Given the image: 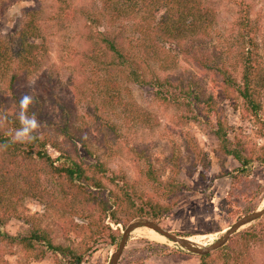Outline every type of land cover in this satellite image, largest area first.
<instances>
[{"label": "rangeland", "instance_id": "rangeland-1", "mask_svg": "<svg viewBox=\"0 0 264 264\" xmlns=\"http://www.w3.org/2000/svg\"><path fill=\"white\" fill-rule=\"evenodd\" d=\"M69 1L92 12L103 9L102 22H97L100 25L93 28L94 34L96 30L118 34L127 48L140 35L133 19L111 21L105 14L102 0ZM203 1L215 10L211 35L195 42L193 47L183 43L184 48L192 47L193 54L206 62L219 58L233 64L240 50L241 30L247 31L248 27L253 31L254 48L258 52L253 62L264 68V0ZM58 6V0H0V40L8 47V54L0 56V117H7L0 119V131L9 135L19 128L14 119L19 101L23 95L32 94L35 102L28 114H36L41 125L38 135L46 138L47 153L56 160L55 164H60V156L71 155L84 164L103 163L108 169L102 177V187L88 188L93 193L88 201L82 192L65 193L64 182L50 171L49 162L44 158L36 155L30 158L25 153L14 157L8 164L17 179L24 184L31 174L32 180L36 179L57 201L48 207L49 196L37 198L23 193L8 209L10 218L3 225L4 230L11 235H24L35 223L48 229L55 243L69 245L79 252L91 246L81 264H110L127 226L137 218H147L129 217L124 209H118L112 217L98 198L104 197L113 203V190L121 192V188L129 186L130 190L146 197L152 196L163 203L173 202L170 213L155 222L173 234L189 237L199 246L214 243L240 218L264 207V162L260 161L264 146V89L258 97L261 108L257 115L251 112L244 115L243 98L238 97V91H229V97L225 95L228 82H223L222 76L199 65L192 55L183 52L179 43L167 41L160 34L152 35L165 47L170 67L163 69L150 60L151 65L143 67V73L147 78L155 74L163 78L168 75L204 98L213 96L229 139L236 144L237 139H241L245 146L241 144L243 153L252 162L250 172L240 174L239 161L219 151V138L215 134L218 113L215 111L208 113L201 109L196 111L199 118L186 117L188 114L184 115L177 106L163 104L155 94L156 86L127 80L120 71L112 75L117 86V95H113L118 99V94H122L124 103L112 107L110 101L114 96L109 95L113 91L103 86L111 69L93 61L89 39L92 35L88 36L86 17L80 16L66 29H60L52 18ZM30 10L38 12L43 32L41 38L34 40L45 46L31 70L30 64L25 67L19 64L15 42L10 38L19 33ZM163 12L164 8L157 20ZM246 21L249 25H243ZM262 71L259 70V74ZM230 78L232 85H242V71H234ZM235 78L237 82H233ZM31 79L37 80L32 87L28 84ZM203 156H206V163ZM174 157L178 161L180 187L168 198L145 171L152 166L161 180L169 181L174 172ZM236 175L238 177L232 181ZM73 199L77 204L76 212L61 206L64 200ZM72 222L89 225V228L76 232L71 229ZM92 229L96 230V237ZM246 231L263 234L264 215L241 226L227 245L244 246ZM263 243L252 244L247 253L249 257L242 259L241 264H263ZM223 252L218 249L203 258L204 255L154 235L142 226L130 233L117 264H229ZM69 259L73 262L75 258L68 256ZM61 261L50 253L36 258L31 251L0 240V264H62Z\"/></svg>", "mask_w": 264, "mask_h": 264}, {"label": "trees", "instance_id": "trees-1", "mask_svg": "<svg viewBox=\"0 0 264 264\" xmlns=\"http://www.w3.org/2000/svg\"><path fill=\"white\" fill-rule=\"evenodd\" d=\"M58 1V11L54 13L52 18L56 20L60 29H66L80 16L86 17L89 29L88 36L92 35L89 36V39L92 43L91 53L94 57L93 61L100 67H106L107 70L108 68L111 69L107 77L104 78L105 82L103 84L107 91H113L109 96H114L113 94L117 90L116 81L112 75L114 72L120 71L123 74L122 77L127 80L134 81L140 85L156 86L155 94L163 104H166L167 107L177 106V109H180L184 115L188 114L185 115L186 117L199 118L196 111L201 109L208 113L215 111L218 113V129L215 130V134L219 138V151L224 155H232L239 161L240 174H248L250 172L252 162L241 148V144L242 147H245L244 142L238 138V143L236 144L229 139L228 131L224 129V120L221 119V112L217 109L218 105L213 96L204 98L194 92V90H191L190 87L185 89L182 83L179 81L176 83L168 75L163 78L155 74L147 78L143 73V67L151 65L150 60L158 63L163 69L167 70L170 67V60L168 61V56L165 55L167 52L165 47L157 43L154 37L152 38L154 33L160 34L165 39H168L167 41L179 43L183 52L192 55L193 60L203 68L214 71L220 77L222 76L223 82H228L225 90L226 96H231V91H238V97L243 98L244 115H250V112L257 115L261 108V102L258 97L264 89V68L253 62L258 56V52L254 48L256 41L250 28L247 27V31L243 30L245 28L241 30L240 50L236 56L235 63H224L218 58L217 60H208V62L215 63L211 66L212 64L206 62L202 57L193 54L191 49L195 42L211 35L215 20V10L203 0H102L105 14L109 15L111 21L116 22L121 18L133 19V25L139 29V37H136V41L130 43L128 48L122 44L118 34L101 30H96L95 34L93 33V28H98L100 25L97 22H102L103 13L101 11L103 9L101 11L96 9L92 12L89 8L78 7L69 0ZM162 8H164V12L157 20ZM32 11L30 10L26 13V20L19 28V33L14 35L15 37H10L15 42L14 50L19 64L21 67L29 66L30 64V70L35 65V60L39 59L40 50L45 47L44 43L41 44L34 40L41 38L43 32H41V22L37 16L38 12ZM247 21L243 25L248 24ZM151 26L152 28H150ZM183 43L184 45L189 43L192 47L184 48ZM7 49V43L0 40V56L5 57L8 54ZM85 56L87 57V55ZM241 61H244L242 66H240ZM259 70H263L262 73L259 74ZM231 71L232 73L234 71H242V85L239 87L231 84ZM233 82H237L236 78ZM118 96V99L114 96V99L110 101L114 108L124 103L122 94H118ZM32 110L30 107V111ZM14 119L16 126L20 127L17 116ZM47 144L46 138L39 135L32 143H11L10 136L0 131V162L2 167L0 169V211H3V214H0V240L19 245L27 252L30 253L31 251L36 258H42L50 253L62 260V264H81L84 260V255L88 253L91 246L79 252L69 245L55 243L51 232L35 223H33L31 231L24 235H11L3 229V225L10 218L8 214L10 210L8 209L13 204L14 199L19 201L23 193L37 198L49 196L47 198L48 207H51L54 203L56 204L57 201L55 195L48 194L45 189H42L41 184L35 178L34 181L32 180L31 174L30 180H26L24 184L17 179L15 171L8 163H11L14 157L22 153L30 155V158L36 155L49 162L50 171L64 182L62 188L65 193H70L72 190H74V194L82 192L85 195V199L87 198L90 201L89 199L93 198V193L88 188L90 189L92 186L102 187L104 185L102 177L106 175L108 168L103 163L88 165L68 155L60 156V164L57 165L55 164L56 160L52 159L47 153ZM4 145H7V147H3ZM176 158L174 157L173 176L169 181L161 180L156 173V169L152 168V166L145 171L147 177L168 198L177 193L180 187L177 181L179 170ZM202 160L206 163V156H203ZM260 161L264 162V146ZM237 177V175L234 176L232 181H235ZM175 182H178V184L176 185ZM112 194L113 203H110V200L104 197L98 198L103 209L110 210L112 217L116 216L118 209H124L129 217L145 216L157 221L162 216L170 213L173 205L171 201L163 203L152 196L146 197L143 193L130 190L129 186L121 188V192L113 190ZM62 203L61 206L63 208L67 206L71 212L77 211V204L74 199L64 200ZM112 206H115V209L112 210ZM14 210L17 211L18 209L14 208ZM17 215V217H20L19 214ZM70 226L71 229L79 233L89 228V225H81L76 222H72ZM92 232V235L96 237V230L92 229ZM243 235L244 246L226 244L219 248V250L224 251L223 256L229 264H241L242 259L246 260L249 257L247 253L251 250L252 244L259 241L264 242V233L246 231ZM111 237L113 240L116 239L114 235ZM210 255L206 254L202 257L206 258ZM68 256H73L75 258L74 261L67 260Z\"/></svg>", "mask_w": 264, "mask_h": 264}, {"label": "water", "instance_id": "water-1", "mask_svg": "<svg viewBox=\"0 0 264 264\" xmlns=\"http://www.w3.org/2000/svg\"><path fill=\"white\" fill-rule=\"evenodd\" d=\"M263 215H264V207L257 209L255 211L243 216L237 222H235L233 224V226L231 228H229L221 238H219L214 243H212L208 246H199L193 240H191L189 237H181V236H178L176 234H173L172 232L163 228L159 223H157L153 220H150L147 218H137V219L133 220L127 226L125 231L123 232V236H122L121 242L119 244V247H118L117 251L112 255L110 264H117L118 263L130 233L138 227L145 226L148 228H152L156 232H158L159 234L165 236L167 239L174 241L176 243H179L182 247L188 249L189 251H192L194 253H198L201 255H206V254H209L212 251H215V250L223 247L224 245H226L228 243V241L230 240L231 236L241 226H243L247 223H251L252 221L259 219Z\"/></svg>", "mask_w": 264, "mask_h": 264}, {"label": "clouds", "instance_id": "clouds-1", "mask_svg": "<svg viewBox=\"0 0 264 264\" xmlns=\"http://www.w3.org/2000/svg\"><path fill=\"white\" fill-rule=\"evenodd\" d=\"M36 81V79L28 80L29 86H34ZM34 102L35 99L32 94H25L20 99L19 111L16 113L20 127L9 132L11 143L27 144L34 142L38 138V132L41 127L40 122L35 113H32L31 115L28 114L30 106H32ZM6 118V115L0 117L2 120H6ZM3 147L6 148L7 145H4Z\"/></svg>", "mask_w": 264, "mask_h": 264}, {"label": "bare ground", "instance_id": "bare-ground-1", "mask_svg": "<svg viewBox=\"0 0 264 264\" xmlns=\"http://www.w3.org/2000/svg\"><path fill=\"white\" fill-rule=\"evenodd\" d=\"M148 229H150V231H151L152 234L157 235V236H160V237H163V238H166L165 236H163V235L159 234L158 232H156L154 229H152V228H148Z\"/></svg>", "mask_w": 264, "mask_h": 264}]
</instances>
